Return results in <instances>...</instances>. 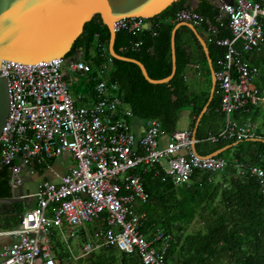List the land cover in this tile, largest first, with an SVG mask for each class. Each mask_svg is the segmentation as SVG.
<instances>
[{"label":"built area","instance_id":"built-area-1","mask_svg":"<svg viewBox=\"0 0 264 264\" xmlns=\"http://www.w3.org/2000/svg\"><path fill=\"white\" fill-rule=\"evenodd\" d=\"M221 10L229 15L232 37L218 38L211 29L207 34L209 42L226 49L218 61L215 92L225 125L204 141L260 139L257 122L251 118L240 122L233 116L252 114L264 104V94L256 84L261 71L249 57L264 47V0H234L233 5L223 4ZM207 21L193 8L180 10L172 20L196 28ZM148 22L126 18L114 24V31L142 36ZM141 45L139 41L135 48ZM105 50L101 47L102 56ZM80 56L74 61L58 58L35 65L1 61L0 74L8 80L10 108L0 134V167L8 170L11 197L20 198L25 167L51 166L66 153L76 166L68 167L59 182L42 181L37 205L21 217L19 226L0 229V237L15 238L10 245L0 247V264H59L51 239L54 228L72 236L85 229L89 240L83 247L84 257L102 247H114L137 256L143 264H172L168 259L172 236L159 229L150 234L143 231L148 216L138 211V206L146 204L150 195L136 171H151L163 182L179 186L189 184L197 170L223 171L228 161L219 156H198L193 148L202 140L194 137L192 129L168 134L161 122L153 119L145 122L139 135L134 126L138 118L121 99L119 86L110 81L113 58L108 57L93 76L85 54ZM68 73L89 76L96 101L78 106L84 97L77 100L72 96ZM61 165L65 167V163ZM249 171L264 199V169L251 167ZM94 222L99 226L92 237L87 224Z\"/></svg>","mask_w":264,"mask_h":264},{"label":"trees","instance_id":"trees-1","mask_svg":"<svg viewBox=\"0 0 264 264\" xmlns=\"http://www.w3.org/2000/svg\"><path fill=\"white\" fill-rule=\"evenodd\" d=\"M192 0H180L169 7L160 16L150 20L151 30L144 35H133L128 31L117 33L115 51L118 55L132 58L141 62L150 78L164 79L172 73V31L176 26L172 20L183 9L191 8ZM195 11L208 21L198 30L206 40L213 61L214 69L218 70V61L226 53V49L216 43L209 42L208 31L215 30L218 38H231L229 18L224 17L221 10L209 1ZM153 32L157 34L154 35ZM188 39L200 50L202 62L206 65L207 79L201 91L192 89L188 83L187 67L191 64L187 43ZM110 32L100 16L85 25L84 33L75 42L68 58L81 59L85 54L87 61L93 67L94 75L107 61L109 55ZM142 42L141 47L135 48V43ZM101 47L106 49L102 56ZM154 49V54L151 53ZM95 50V55L92 51ZM249 57L261 71L260 90L264 94V47L254 50ZM177 71L175 76L164 84H151L144 77L141 68L131 62L113 58L110 81L119 86V95L123 102L130 107L134 115L142 121L157 119L163 129L171 134L179 129L180 114L184 111L191 113V128L194 129L197 119L207 104L212 86L211 71L203 48L188 28L182 27L176 34ZM209 77V79H208ZM209 82V85H208ZM94 84H91L93 89ZM197 88V87H196ZM262 115L260 125V141H230L213 144L210 149L203 145L212 144L204 141L210 133H217L218 118H224L220 112V99L215 94L209 110L204 115L197 132V139L202 140L196 145L197 152L202 156L210 155L227 146V151L234 150L233 158L227 160V167L216 173L195 172L189 184L176 186L172 182H163L154 173L139 169L150 199L142 204L138 211L145 212L148 221L143 227L146 234L164 230L172 236L168 259L172 264H264V199L256 178L250 174L251 167L264 169V104L256 107L252 113ZM252 114L237 113L238 119H245ZM242 120L243 117H242ZM253 121L254 118L252 119ZM187 130V129H185ZM246 144V145H244ZM223 157V154L219 155ZM221 174L216 180L215 175ZM7 168L0 167V199L11 198V187L8 180ZM19 217L10 227L19 226L23 216L22 205L17 204ZM84 242L88 241L86 232L80 233ZM54 255L61 264H71L74 257L58 239L56 232L51 236ZM55 256V257H56ZM80 264H143L137 256H130L111 247L91 257L81 258Z\"/></svg>","mask_w":264,"mask_h":264},{"label":"water","instance_id":"water-1","mask_svg":"<svg viewBox=\"0 0 264 264\" xmlns=\"http://www.w3.org/2000/svg\"><path fill=\"white\" fill-rule=\"evenodd\" d=\"M180 0H0V65L1 61H11L24 65H35L40 62H50L53 59L68 58L75 42L84 33L85 25L97 16H100L104 25L110 32L109 55L116 59L137 64L151 84H164L169 82L177 71L176 34L186 27L190 29L199 40L203 52L207 57L211 71L212 86L210 97L199 115L193 130L197 138L198 128L212 104L217 88L216 70L210 57L206 40L199 33L198 28L190 23H177L172 31V73L164 79L149 77L145 66L138 60L118 55L115 51L117 33L114 24L126 18H143L153 20L160 16L169 7ZM220 8L223 4H234V0H208ZM192 6L200 7L198 0H192ZM154 54V49H151ZM74 61L73 57L68 58ZM10 95L8 80L0 74V134L2 133L9 114ZM140 122L141 119H138ZM260 141L259 139L252 140ZM264 142V141H263ZM235 145H238L236 143ZM231 146L224 147L216 152L202 156L194 146V152L200 157H217L227 151ZM24 198L0 199V228L2 221L10 227L19 217L17 204L23 203Z\"/></svg>","mask_w":264,"mask_h":264},{"label":"crops","instance_id":"crops-1","mask_svg":"<svg viewBox=\"0 0 264 264\" xmlns=\"http://www.w3.org/2000/svg\"><path fill=\"white\" fill-rule=\"evenodd\" d=\"M198 1L200 2V6L205 5L203 0H198ZM205 1L208 2V0H205ZM190 7L195 10V8L192 6V4H191ZM146 27L148 28V30L152 29L153 28V23L152 22H148ZM199 31H200V29H199ZM207 37H208V34H207ZM187 39L188 38L185 35L182 36V41L184 43L186 42ZM186 43H187L186 48H187V50L189 52L190 59L192 61L191 64L187 67V78H188V81H190L192 78L193 79L200 78L201 81H199V82L197 81L198 82V88L197 89L199 91H201L203 89V86H204L203 83L207 79L206 70L204 69V64L202 62V56H201L200 50L197 48V46L195 44L190 43V41L186 42ZM88 92L90 93V95H86V97H84L82 100H78V98H79V96H78V98H77V100H78L77 105L78 106H87L90 103H92L93 101H96L97 97H96V94L94 92V89H92L90 87L88 89ZM242 117H243L244 120H242ZM242 117L240 119H238V115L235 114L233 116L234 120H237V121H240V122L246 120L244 115ZM220 121L221 122L218 124V127H217L218 128V130H217L218 132L217 133H219L224 128L225 117L224 118L222 117V119ZM191 122H192V119H191L190 111L182 112L180 114L179 129H181V130L190 129L191 128ZM134 126H135V129L138 132V134L141 135L143 133L144 128H145V121H141L140 122L138 119H136L134 121ZM217 133H213V134H217ZM210 134H212V133H210ZM166 140L167 139L165 138L163 140V142H165ZM230 141H232V140H222L220 142L228 143ZM212 144H218V143H212ZM227 146L233 147V146H236V145L234 144V145H227ZM227 146H225V147H227ZM69 160H73L76 163V161L73 159L71 154L66 153L62 157H60L58 159H55L51 163V166L43 164V165L37 166L35 168V170H33V168L31 166L24 168V170H23L24 183L20 187L19 192H18V195L20 196V198H24V202L23 203H19V204L22 205V209H23L22 214L23 215L26 214L29 210H31L32 208H34L37 205V200H38L37 199V192L39 190V186L42 183V181L49 180V181H53V182H59L60 177L67 171V168L66 167H62L61 164L62 163H67V162H69ZM69 166H70V164H69ZM73 166H76V164L71 165L70 167H73ZM141 205H139L138 207H140ZM50 213H51V211H50ZM93 224H94V227H93V232L94 233L88 231L89 235H91V236L95 235L96 228L99 226L98 223H97V225L95 223H93ZM10 228H12V227L5 226L4 221H2V227L0 229L6 230V229H10ZM82 231L85 232L86 230L85 229L79 230L77 235L81 236L80 233H82ZM52 232L53 233L56 232L57 234H58V232H60V233L63 234L65 232H67V231L61 232L60 230L54 228L52 230ZM67 233L71 237H73L70 234V232H67ZM14 240H15V238H13V237H8V236L0 237V247L6 246V245H10ZM62 242L65 243V241H62ZM104 249H108V248L107 247H102V248L96 250L93 254L99 253V252L103 251ZM69 251H70L71 255L74 257V260H80L81 258H84L83 249H81V254L78 256L79 258H77V255H75L74 252H72L71 250H69ZM91 256H89V257H91ZM56 259H57L58 263L61 264V261H60V259L57 256H56Z\"/></svg>","mask_w":264,"mask_h":264},{"label":"rangeland","instance_id":"rangeland-1","mask_svg":"<svg viewBox=\"0 0 264 264\" xmlns=\"http://www.w3.org/2000/svg\"><path fill=\"white\" fill-rule=\"evenodd\" d=\"M219 9L221 10V7ZM221 12L224 15V17L229 16L225 12H223L222 10H221ZM92 55H95V50L92 51ZM204 69L206 70L205 64H204ZM88 79H89V76H87V75H82L79 73H68L67 82L69 85L70 92L75 99H77L78 96L86 97V95H90V93L88 92V89L90 88L91 85H89ZM208 79H209V77H208ZM197 81L199 82V81H201V79L200 78H197V79L192 78L190 81H188V83L192 89L196 90L198 88V82ZM207 81H204L203 85H205ZM256 84L258 87H261V81L260 80H257ZM208 85H209V82H208ZM217 118H218L217 121L221 122L219 120L220 117H217ZM250 118H252V119L254 118V120L259 124V126L263 122V116L262 115H259L257 117V116H255V114L254 115L252 114ZM244 145H246V144H244ZM213 146H214L213 144L203 145L204 149H210ZM233 155H234L233 149L231 151L223 152V158H225L226 160L233 158ZM67 163H65L66 168L70 167L71 165L76 164L73 160H69V162H67ZM69 164H70V166H69ZM215 179L220 180L221 174L217 173L215 175ZM48 216H51V213H49ZM94 223L97 225L96 222H94ZM93 227H94L93 223L87 224V228H88L87 230L88 231L93 232ZM58 239L65 241L64 244H65V247L67 248V250H71L72 252H74L75 255H77V258H79L78 256L81 254V249H83L84 244H85V242L81 236L76 235V236L71 237L67 232H65L63 234L58 232ZM88 240H89V238H88ZM71 264H80V261L74 260V258H73Z\"/></svg>","mask_w":264,"mask_h":264}]
</instances>
